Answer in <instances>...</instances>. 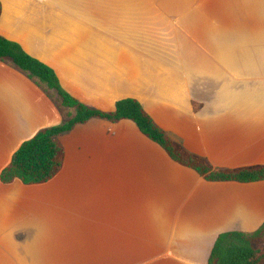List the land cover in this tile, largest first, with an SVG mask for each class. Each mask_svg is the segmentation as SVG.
<instances>
[{
    "label": "crops",
    "instance_id": "1",
    "mask_svg": "<svg viewBox=\"0 0 264 264\" xmlns=\"http://www.w3.org/2000/svg\"><path fill=\"white\" fill-rule=\"evenodd\" d=\"M0 36L87 107L136 100L213 169L264 165V0H0ZM66 113L0 62V173ZM60 141L47 183H0V264H207L219 234L264 223V180L206 182L131 121Z\"/></svg>",
    "mask_w": 264,
    "mask_h": 264
},
{
    "label": "trees",
    "instance_id": "2",
    "mask_svg": "<svg viewBox=\"0 0 264 264\" xmlns=\"http://www.w3.org/2000/svg\"><path fill=\"white\" fill-rule=\"evenodd\" d=\"M6 61L24 73L44 93L52 92L59 109H65L67 113L63 122L39 130L19 146L11 156L9 165L0 173V183L4 185L14 181L23 185L47 183L59 172L64 159L60 137L91 119L110 123L131 121L144 137L158 145L173 162L194 171L206 182L252 183L264 180V165L213 169L204 158L187 152L180 144L170 139L134 99L117 101L112 112H102L81 104L61 88L49 67L27 55L18 44L0 36V62ZM263 263L264 223L252 233L219 234L207 260V264Z\"/></svg>",
    "mask_w": 264,
    "mask_h": 264
},
{
    "label": "rangeland",
    "instance_id": "3",
    "mask_svg": "<svg viewBox=\"0 0 264 264\" xmlns=\"http://www.w3.org/2000/svg\"><path fill=\"white\" fill-rule=\"evenodd\" d=\"M48 94L52 95L53 97L55 96L52 92H48ZM64 111L66 110L64 109Z\"/></svg>",
    "mask_w": 264,
    "mask_h": 264
}]
</instances>
